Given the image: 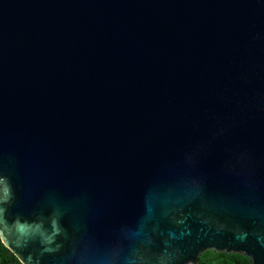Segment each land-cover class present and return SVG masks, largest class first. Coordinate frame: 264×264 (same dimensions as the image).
I'll return each instance as SVG.
<instances>
[{
	"label": "water",
	"instance_id": "obj_1",
	"mask_svg": "<svg viewBox=\"0 0 264 264\" xmlns=\"http://www.w3.org/2000/svg\"><path fill=\"white\" fill-rule=\"evenodd\" d=\"M0 241L264 264V0H0Z\"/></svg>",
	"mask_w": 264,
	"mask_h": 264
},
{
	"label": "trees",
	"instance_id": "obj_2",
	"mask_svg": "<svg viewBox=\"0 0 264 264\" xmlns=\"http://www.w3.org/2000/svg\"><path fill=\"white\" fill-rule=\"evenodd\" d=\"M0 264H21L0 241ZM197 264H251L250 259L240 254L216 253L205 251L198 258Z\"/></svg>",
	"mask_w": 264,
	"mask_h": 264
}]
</instances>
